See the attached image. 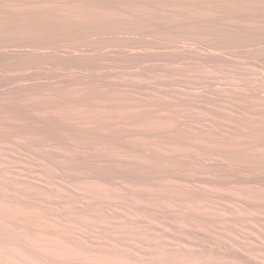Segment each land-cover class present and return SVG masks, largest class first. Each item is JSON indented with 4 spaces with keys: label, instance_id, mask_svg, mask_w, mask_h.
Segmentation results:
<instances>
[{
    "label": "bare ground",
    "instance_id": "6f19581e",
    "mask_svg": "<svg viewBox=\"0 0 264 264\" xmlns=\"http://www.w3.org/2000/svg\"><path fill=\"white\" fill-rule=\"evenodd\" d=\"M219 1L0 0V264H264V8Z\"/></svg>",
    "mask_w": 264,
    "mask_h": 264
},
{
    "label": "rangeland",
    "instance_id": "374dc122",
    "mask_svg": "<svg viewBox=\"0 0 264 264\" xmlns=\"http://www.w3.org/2000/svg\"><path fill=\"white\" fill-rule=\"evenodd\" d=\"M218 5L217 6H215V7H212V8H214V12H215V14H221V13H228V12H230V13H235V14H243V13H245L246 11H248V12H250V14H256L257 15V11H260V13L262 12V10H263V8H264V0H252L251 2L250 1H241V2H239V1H237V0H220L218 3H217ZM212 8L211 9H206V8H204V11H203V9H198L197 10V8H196V10L197 11H200L201 10V13L202 12H205V11H211V13L213 12L212 11ZM261 8V10H259V9ZM141 9V8H140ZM216 10H218V11H221V13H219L218 11H216ZM214 12H213V14H214ZM248 12H246V13H248ZM252 12V13H251ZM93 13V12H92ZM200 13V12H199ZM210 13V12H209ZM98 14V13H97ZM76 15V16H75ZM77 15H79V19L76 21V19H74V18H78L77 17ZM80 15H81V17L83 16V19L80 21ZM96 14H94L93 13V15H90L89 13H82V14H78V13H75L74 15H73V13H72V16H75V17H72V19H74V22H73V24L72 23H65L66 25L64 26V29H66V28H73V29H81L83 26V24L84 23H86V20L85 19H87L88 18V21L89 22H91V24L94 26V27H96V29H98V30H101V29H104V28H106V27H111V28H115V27H118V24L116 23V22H114L113 20H110V19H102V18H106V17H99L98 15H96ZM44 16H48V15H44ZM49 17V16H48ZM85 18V19H84ZM84 20V21H83ZM40 20H38L34 25L32 24V26H34V27H32L30 24H23V26L21 25V28H25L26 29V31H28L29 30V32L31 31V32H34V33H40V34H51V35H54V36H60L61 35V37H64V38H67V39H70L71 38V36H70V34L69 33H66L64 30H63V28H62V26H60V25H58V23H55V22H51L50 23V20H46L45 21V25L42 23V22H44V21H42L41 23H42V25H40L41 23L39 22ZM48 22V23H47ZM80 24H79V23ZM81 22L83 23V24H81ZM39 23V24H38ZM50 23V24H49ZM49 24V25H48ZM54 24V25H53ZM71 25V26H68V25ZM77 24V25H76ZM56 25H57V27H56ZM74 25L77 27V28H75L74 27ZM79 25H81V26H79ZM141 27H139V26H136L138 29H140V30H143V29H145L146 28V25L145 24H141L140 25ZM79 27V28H78ZM142 27H144V28H142ZM60 28V29H59ZM62 28V29H61ZM24 29V30H25ZM21 30H23V29H21ZM72 30V29H71ZM64 33V34H63ZM66 33V34H65ZM151 35H149V36H145L146 38H148V39H153V40H156V41H162V38L158 35V34H155V33H150ZM138 36V35H136V34H131V36ZM70 40H72V39H70ZM81 42H83V41H81ZM80 42V43H81ZM115 43H118L117 41H115ZM153 50H158L159 51V48H155V49H153ZM255 61V60H254ZM258 63V62H257ZM259 64V63H258ZM48 66V67H47ZM41 67H44V65H42ZM45 68H47V69H45V70H48V69H50L49 68V65H47V64H45ZM6 72H8V70H6ZM60 72H63L61 69H60ZM9 73V72H8ZM10 73L11 74H13V72H11L10 71ZM9 73V74H10Z\"/></svg>",
    "mask_w": 264,
    "mask_h": 264
}]
</instances>
